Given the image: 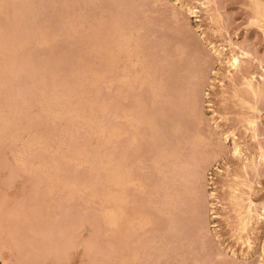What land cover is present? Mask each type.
Here are the masks:
<instances>
[{"label":"rangeland","instance_id":"1","mask_svg":"<svg viewBox=\"0 0 264 264\" xmlns=\"http://www.w3.org/2000/svg\"><path fill=\"white\" fill-rule=\"evenodd\" d=\"M0 32V264L133 263L119 257L131 242L116 249L108 218L114 155L128 141L126 108L152 98L113 82L117 38L150 77L160 72L153 81L170 89L162 95L172 92L166 114L161 94L151 104L166 124L158 140L144 138L143 163L134 165L149 193L127 194L155 221L137 263L264 264V0H1ZM165 148L176 152L159 172L148 159Z\"/></svg>","mask_w":264,"mask_h":264},{"label":"bare ground","instance_id":"2","mask_svg":"<svg viewBox=\"0 0 264 264\" xmlns=\"http://www.w3.org/2000/svg\"><path fill=\"white\" fill-rule=\"evenodd\" d=\"M1 1V0H0ZM20 1V0H19ZM69 1V0H68ZM156 1V0H155ZM5 3V2H4ZM2 7V6H1ZM23 7V6H22ZM26 11V10H25ZM16 12V11H15ZM119 17V16H118ZM23 20H25V19H23ZM19 25V24H18ZM104 27V26H103ZM81 28V27H80ZM5 30V29H4ZM126 30V29H125ZM8 31V30H7ZM112 31V30H111ZM1 33V32H0ZM5 33V32H4ZM13 37V39L15 40V38H14V36H12ZM21 37V36H20ZM3 38V37H2ZM5 38V37H4ZM18 38V37H17ZM9 39V38H8ZM7 39V40H8ZM1 40V39H0ZM3 40V43L5 44V45H7L6 43H7V41L6 40H4V39H2ZM13 40V41H14ZM5 41H6V43H5ZM16 41V40H15ZM48 41V40H47ZM123 41V40H122ZM121 41V39H116L115 41H114V43L112 44V56H111V64H112V67H113V74H114V79H113V82H115L118 86H121V84H123V87H124V90L127 92V91H129L130 92V90H131V92L132 91H134V89H136V88H138L137 90H139L140 89V91H141V89H143V87H144V89L142 90V92L146 89V91L147 92H149L150 94H148V96H150L151 98H149V101H150V99H151V101L153 102H151V104H154V100L156 99V102H157V100H158V98L160 97V98H162L161 96H160V94H161V91L160 90H162V91H164L165 92V89H166V84H163V85H160L159 84V86L157 85L159 82V80L158 81H155L156 80V78L157 79H159L160 77H162V76H160V77H157V76H159L160 75V72H159V75H156V74H154V75H156V77L154 78L152 75V77H150V75H149V70L144 66L145 65V63H143V64H140V61L138 62V57H137V55H134L133 54V52L132 51H130L129 50V46H130V42L128 43V42H126V40L124 41V43ZM128 41V40H127ZM132 41V40H131ZM10 42H11V40H10ZM20 43V42H19ZM18 43V44H19ZM122 43H123V45H122ZM8 44H9V42H8ZM20 44H22V43H20ZM38 45V44H37ZM12 46H15V49H16V45H11V46H9L8 47V45L7 46H5V48L6 47H8L9 49H11L10 47H12ZM3 47V46H2ZM1 47V48H2ZM5 48L3 49V50H5ZM7 48V49H8ZM137 49V48H136ZM12 50H14V47H13V49ZM138 50V49H137ZM8 51V50H7ZM15 51V50H14ZM0 53H4V52H0ZM5 53H7V52H5ZM185 53V52H184ZM8 54V53H7ZM15 54V53H14ZM140 54V53H139ZM142 54V53H141ZM10 55V54H9ZM195 55V54H194ZM4 58H5V56H3ZM141 57V56H140ZM27 58V57H26ZM142 58V57H141ZM178 58V57H177ZM140 59V58H139ZM16 60V59H15ZM28 60V59H27ZM82 60H83V58H82ZM145 60V59H144ZM143 59L141 60V61H144ZM171 60V59H170ZM21 61H22V59H21ZM101 61V60H100ZM19 62V61H18ZM206 62V61H205ZM233 62H234V65H235V67L236 66H240V64H241V61H240V59H239V57H234L233 58ZM3 64V63H2ZM28 64V63H27ZM84 64V63H83ZM204 64V63H203ZM206 65H209L208 63H205ZM148 66H149V64H147ZM156 65V64H155ZM8 66V65H7ZM85 66V65H84ZM84 66H82V67H84ZM91 66V65H90ZM143 66V67H142ZM147 66V67H148ZM151 66V65H150ZM162 66V65H161ZM167 66V65H166ZM156 67V66H155ZM154 67V68H155ZM168 67V66H167ZM200 67V66H199ZM13 68V67H12ZM18 68V67H17ZM154 68H153V70H154ZM164 68V67H163ZM162 68V69H163ZM0 69H1V67H0ZM5 69V68H4ZM3 69V70H4ZM25 69V68H24ZM81 69V68H80ZM2 69H1V71H3ZM21 70V69H20ZM86 70V69H85ZM106 70V69H105ZM152 70V69H151ZM150 70V71H151ZM14 71V70H13ZM156 71V70H155ZM153 72V73H157V72ZM161 71V70H160ZM165 71H166V68H165ZM10 72V71H9ZM93 72V71H92ZM152 72V71H151ZM0 73H2V72H0ZM26 73V72H25ZM153 73H150V74H153ZM187 73V72H186ZM163 75H166L165 74V72L163 73ZM151 78V79H150ZM164 79L163 80H165V79H167L168 78V76H167V78H165V76L163 77ZM170 78V77H169ZM169 78L167 79V80H169ZM263 78V77H262ZM155 79V80H154ZM139 80H140V82H139ZM157 83H155L154 81ZM161 80V79H160ZM162 80V82H164ZM195 81V80H194ZM167 82V81H166ZM165 82V83H166ZM2 83V82H1ZM139 83V84H138ZM8 84V83H7ZM115 84V85H116ZM137 84H138V87H137ZM178 85V84H177ZM196 85V84H195ZM145 86H146V88H145ZM168 86H170V85H168ZM188 86V85H187ZM174 87H175V85H174ZM185 87V86H184ZM263 88H262V92L261 93H264V86H262ZM149 88V89H148ZM167 88H170V87H167ZM178 88H180L179 86H178ZM186 88V87H185ZM192 88V87H191ZM261 88V87H260ZM6 89V88H5ZM119 89V88H118ZM149 91H148V90ZM167 90V89H166ZM168 90H170V89H168ZM167 90V91H168ZM177 90V89H176ZM189 90V89H188ZM192 90V89H191ZM254 90V89H253ZM253 90H252V92H253ZM256 90V89H255ZM5 91V90H4ZM101 91V90H100ZM186 91V90H185ZM193 91V90H192ZM130 92V93H131ZM136 92V91H135ZM139 92V91H138ZM137 92V93H138ZM168 92H170V91H168ZM167 92V93H168ZM167 93H163V102L165 103H163L164 104V107H167V109H165L166 111H163V112H165V114L167 113V111H168V109L170 108H168V105L167 106H165L166 104H167V101H168V99H167V97L168 96H171V94H172V92L170 93V95H169V93L167 94ZM182 93V92H181ZM189 93V92H188ZM195 93V92H194ZM194 93H190L189 95H191V97L192 96H194ZM251 93V92H250ZM260 93V94H261ZM10 94V93H9ZM8 94V95H9ZM127 94H129V93H127ZM139 94V93H138ZM137 94V95H138ZM140 94H142V93H140ZM167 94V96H165ZM173 94H174V92H173ZM183 94V93H182ZM20 95V94H19ZM22 95V94H21ZM29 95V94H28ZM39 95V94H38ZM125 95H126V93H125ZM131 95H132V93H131ZM146 95H147V93H146ZM177 95V93L175 94V95H172V96H175V97H177V99H178V97L180 98L181 96H176ZM181 95V94H180ZM185 95V94H184ZM183 95V96H184ZM256 95H257V92H256ZM1 96V95H0ZM246 96V95H245ZM30 97V96H29ZM117 97V96H116ZM118 97H119V95H118ZM116 98V99H118L119 100V98ZM187 97H189V96H187ZM196 97H197V95H196ZM135 98V97H134ZM173 98V97H172ZM182 98V97H181ZM184 98V97H183ZM182 98V99H183ZM115 99V100H116ZM136 99V98H135ZM162 99H159V101L160 100H162ZM176 99V100H177ZM193 99H196V98H193ZM7 100V99H6ZM117 100V102H119ZM138 100V99H137ZM174 100V99H173ZM173 100L171 99V101L173 102ZM184 100V99H183ZM158 101V102H159ZM7 102V101H6ZM5 102V103H6ZM157 102V103H158ZM194 102V101H193ZM197 102V101H196ZM131 103V102H130ZM137 103V102H136ZM147 103V104H146ZM160 103H162V101L160 102ZM169 103L171 104V102L169 101ZM174 103V107L176 108L177 107V109H178V106H179V104L181 103V102H179V104L177 103V102H173ZM173 103L171 104V105H173ZM198 103V102H197ZM1 104V103H0ZM17 105H18V103H16ZM23 104V103H22ZM22 104H21V106L20 107H22ZM150 104V103H149ZM148 104V102H146L145 101V99L143 100H139L138 101V103L135 105L134 103L132 104V105H135L134 106V108H126V111H125V114L124 115H126V119H127V121H128V123H129V125H128V127L126 128V130L124 131V132H122V133H125V135H127V143H125L126 145H125V152L123 151L122 153H124L120 158H119V149L118 148H120V147H117V145H115V149L117 150V153H115V161H114V165H113V167H114V169H113V180H114V184H115V187H114V192L116 193H114V200H113V210H112V212H111V215L110 216H108V218H109V222L111 223V226H113V229H114V232H115V234L114 235H116L117 237H116V239H118V242H117V244L119 243V241H121V239H123L124 241L126 240V242L124 243L123 242V246H125L126 245V243H127V241L129 242H131V243H133L134 245L133 246H135V247H132L131 246V243L129 244V243H127V245H129V247L128 248H126L127 246H125V251L127 252H125V254H123V252L124 251H122V249H121V247L122 246H119V244L116 246V249L118 248V247H120V248H118V250H121L122 252H121V254H118L119 255V257H122L123 255H124V257H125V255H127L126 256V258H124L125 260H130V258H131V260H132V262L133 263H130L131 262V260H130V264H134L135 262V264H138L137 262H139L138 260H136L137 258L139 259V253H140V249L137 247V245H140V244H142V246H140L141 247V249L143 250V249H145L146 247H145V244H143L142 242H141V240L143 239L142 237V235H144L146 232H148V231H146V227L148 226L149 227V225H151L152 223H153V221H154V217L153 218H151V216L148 214V213H146L145 211H144V209H142V207H138V205L136 206L135 205V203L134 204H131V202H130V200H132V199H130L129 200V196L127 195V194H129L131 191H130V189L129 188H131L132 187V190L134 189V187L136 188L137 187V190L139 189V191H137L138 193L140 192V190L142 191V192H144V193H149L148 192V188H147V186H148V184L147 183H145L146 181H144V176H142V175H140V177L138 176V175H136L137 173H135L134 171V165H136V164H138V162H142L143 160V157H145V156H143L144 154H141V153H143L142 152V149H141V152H140V148L142 147L143 148V144H142V142H145V141H143V140H147L148 141V139H144L145 137L147 138V137H149V139H150V141L151 140H158L159 139V135H160V132L157 134V131H159L158 130V128H159V125L161 126V124H162V126L164 125V124H166V123H164L165 122V116H164V120H162V121H164V122H162V121H160V123L161 124H159L158 125V122H157V120H158V118L156 117L158 114H159V112H157V111H159V107L157 106L156 107V103H155V107H154V105H149ZM178 104V105H177ZM2 105V104H1ZM20 105V104H19ZM25 105V104H24ZM48 105V104H47ZM117 105V104H116ZM130 105V104H129ZM128 105V106H129ZM159 105V104H158ZM183 105V104H182ZM181 105V106H182ZM192 105V104H191ZM195 105H197V104H195ZM27 106V105H26ZM26 106H23V108L24 107H26ZM36 106V105H35ZM117 106H120L119 105V103H118V105ZM116 106V112H117V108H119V107H117ZM148 106V107H147ZM189 106H190V104H189ZM188 106V107H189ZM193 106V105H192ZM14 107V106H13ZM12 107V108H13ZM133 107V106H132ZM164 107H162V108H164ZM173 107V106H172ZM187 107V106H186ZM187 107V108H188ZM191 107V106H190ZM250 107H252V106H250ZM3 108H4V106H3ZM15 108V107H14ZM22 108V109H23ZM27 108V107H26ZM26 108H25V110H26ZM179 108H180V106H179ZM195 108V107H194ZM255 108V107H254ZM20 109V108H19ZM29 109H30V107H29ZM28 109V110H29ZM120 109H121V107H120ZM156 109V110H155ZM182 109V108H181ZM180 109V110H181ZM0 110H1V108H0ZM6 110V109H5ZM5 110H3V111H5ZM16 110V109H15ZM18 110V109H17ZM21 110V109H20ZM164 110V109H163ZM174 110V109H173ZM179 110V111H180ZM187 110V109H186ZM6 111H8V110H6ZM10 111L12 112V109H10ZM24 111V110H23ZM119 111V110H118ZM175 111V110H174ZM19 112V110L17 111V113ZM25 112V111H24ZM120 112V111H119ZM177 111H175V113H176ZM181 112V111H180ZM179 112V113H180ZM184 112V111H183ZM187 112V111H186ZM15 112H13V114H14ZM16 113V114H17ZM20 114H18V116L19 115H22L23 113L20 111L19 112ZM22 113V114H21ZM79 113V112H78ZM178 113V112H177ZM178 113V117L180 116V114ZM195 113V112H194ZM1 114V113H0ZM3 114V113H2ZM7 114H9V116H10V113H6V115ZM15 114V115H16ZM164 114V113H163ZM170 114V113H169ZM172 114H173V112H172ZM116 115H118V114H116ZM120 115V114H119ZM160 115V114H159ZM183 115V114H182ZM2 116V115H1ZM4 116V115H3ZM2 116V117H3ZM11 116H13V115H11ZM10 116V117H11ZM17 116V117H18ZM167 116V115H166ZM169 116V115H168ZM175 116L177 117V115L175 114ZM10 117L8 118V116H6V119L5 120H7V119H9L10 120ZM16 117V118H17ZM22 117V116H21ZM20 117V118H21ZM117 117V116H116ZM177 117V118H178ZM12 118V117H11ZM14 118H15V116H14ZM16 118H15V120L14 121H16ZM20 118H18V119H20ZM125 118V117H124ZM3 120V119H2ZM22 120V119H21ZM167 120V119H166ZM247 120H249V119H247ZM10 121H12V119L10 120ZM9 121V122H10ZM17 121H20V120H17ZM13 122V121H12ZM174 122H176V121H174ZM3 123H8L7 121H4ZM11 123V122H10ZM177 123L179 124V119H178V122H176V124H174V123H172V124H174L175 126H174V130H175V132H180V131H182L181 130V128H180V126H178L177 125ZM250 123V125H251V129H253V131L255 132L256 131V122L255 121H250L249 122ZM13 124V123H12ZM11 124V125H12ZM15 124H17V123H15ZM14 124V125H15ZM6 125V124H5ZM181 125V124H180ZM7 126V125H6ZM13 126V125H12ZM8 127V126H7ZM173 127V126H172ZM10 128V127H9ZM183 128V127H182ZM200 128V127H199ZM160 129V128H159ZM196 129V128H195ZM132 130V131H131ZM197 130V129H196ZM172 131V130H171ZM174 132V133H175ZM193 133V132H192ZM12 134V133H11ZM15 134V133H14ZM162 134V133H161ZM121 127L119 126V125H116L115 126V128H114V131H113V135L112 136H114L113 138H114V141L116 140L118 143H119V141H120V138H121ZM178 135V134H177ZM180 135V134H179ZM14 136V135H13ZM15 137V136H14ZM125 138V139H126ZM118 139H119V141H118ZM40 140V139H39ZM113 141V142H114ZM116 142V143H117ZM158 142V141H157ZM115 143V144H116ZM151 143H152V141H151ZM141 145V146H140ZM178 146V145H177ZM192 146V145H191ZM117 147V148H116ZM155 147V146H154ZM156 148V147H155ZM177 148V147H176ZM175 147H174V149H176ZM261 148V147H260ZM174 149H172V151L170 150V148L169 149H167V148H165V149H160L158 152H156L155 154H153V156L151 157V158H149L148 160H151L150 162H151V164L153 165V164H155L154 166H155V169H156V167L159 169H157L159 172H160V168H161V164H162V166H163V162L165 161V160H169V158L171 157V156H175V155H173V154H175V152H176V150L175 151H173ZM264 149V148H263ZM115 150V151H116ZM114 151V152H115ZM261 151V150H260ZM173 154H172V153ZM196 152V151H195ZM215 152V151H214ZM213 152V153H214ZM2 153V152H1ZM38 153V152H37ZM36 153V154H37ZM121 153V154H122ZM2 154H4V153H2ZM39 154V153H38ZM119 155V156H118ZM206 155H207V153H206ZM13 156V155H12ZM21 156V155H20ZM19 157V156H18ZM204 157V156H203ZM172 158H177V156L176 157H172ZM262 158L264 159V153H263V155H262ZM261 158V159H262ZM1 159V158H0ZM11 159V158H10ZM33 159V158H32ZM202 159V158H201ZM195 160V159H194ZM205 160V159H204ZM161 161H163V162H161ZM208 161V160H207ZM263 162H264V160H262ZM191 162V161H190ZM193 162V161H192ZM143 163V162H142ZM146 163V162H145ZM171 163V162H170ZM172 163H174L173 161H172ZM1 164V163H0ZM166 164V163H165ZM23 165V164H22ZM46 165V164H45ZM50 165V164H49ZM24 166V165H23ZM30 166H31V164H30ZM41 166V165H40ZM39 166V167H40ZM153 166V167H154ZM166 166H168V165H166ZM180 166V165H179ZM201 166V165H200ZM205 166V165H204ZM6 167V166H5ZM19 167V166H18ZM22 167V166H21ZM47 168H48V166H46ZM152 167V168H153ZM162 168H164V167H162ZM167 168V167H166ZM171 168V167H170ZM199 168V167H198ZM50 169H51V167H50ZM56 169V168H55ZM26 170V169H25ZM35 171L36 170H38V169H34ZM49 170V169H48ZM54 170V169H53ZM162 170V169H161ZM167 170H170V169H167ZM167 170H164V171H167ZM202 170V169H201ZM22 171V170H21ZM27 171V170H26ZM40 171V170H39ZM38 171V172H39ZM47 171V170H46ZM163 171V170H162ZM171 171V170H170ZM170 171H169V174H170ZM182 171V170H181ZM203 171V170H202ZM31 172H33L34 173V171H31ZM41 172V171H40ZM42 172H43V169H42ZM45 172V171H44ZM195 172V171H194ZM48 173H49V171H48ZM164 173V172H163ZM166 173V172H165ZM164 173V174H165ZM163 174V175H164ZM29 175V174H28ZM40 175H41V173H40ZM45 175H46V173H45ZM187 175V174H186ZM142 176V177H141ZM165 176H166V174H165ZM189 176V175H188ZM187 176V177H188ZM16 177V176H15ZM164 177V176H163ZM181 177V176H180ZM197 177V176H196ZM203 177V176H202ZM140 178H143V180L142 179H140ZM167 178V177H166ZM173 178V177H172ZM182 178V177H181ZM68 180V179H67ZM112 180V181H113ZM171 180V179H170ZM178 180V179H177ZM198 180V179H197ZM167 181V180H166ZM174 181V180H173ZM180 181V180H179ZM178 181V182H179ZM177 182V181H176ZM122 183H124L123 185H124V188H123V186H122ZM186 183H187V181H186ZM146 184V185H145ZM193 184V183H192ZM21 185H22V183H21ZM155 185V184H154ZM61 186H62V184H61ZM67 186H69V185H67ZM66 185H65V187H67ZM71 186V185H70ZM75 186H76V184H75ZM156 186V185H155ZM190 186V185H189ZM38 187V186H37ZM150 187V186H149ZM159 187H161V186H159ZM176 187V186H175ZM187 187V186H186ZM192 187V186H191ZM196 187V186H195ZM64 188V187H63ZM73 188V187H72ZM153 188V187H152ZM180 188V187H179ZM69 189V188H68ZM81 189V188H80ZM129 189V190H128ZM155 189V188H154ZM157 189V188H156ZM166 189V188H165ZM177 189V188H176ZM78 190V189H77ZM135 190V189H134ZM161 190V189H160ZM179 190V189H178ZM46 191V190H45ZM49 191V190H48ZM69 191V190H68ZM71 191V190H70ZM129 191V192H128ZM149 191H150V189H149ZM162 191V190H161ZM123 192V193H122ZM137 192H136V194H137ZM141 192V193H142ZM165 192V191H164ZM186 192V191H185ZM144 193H143V195H144ZM151 193H153V192H151L150 191V194ZM188 193V192H187ZM125 194V197L126 198H123V196L122 195H124ZM153 194H155V192L153 193ZM74 195V194H73ZM78 195V194H77ZM149 195V194H148ZM147 195V196H148ZM180 195V194H179ZM46 196H49L48 194L46 195ZM129 198H128V197ZM146 196V195H145ZM151 196H152V194H151ZM150 196V197H151ZM156 196V195H155ZM153 197V196H152ZM159 197V196H158ZM5 198V197H4ZM30 198V197H29ZM42 198V197H41ZM70 198V197H69ZM189 198V197H188ZM191 198V197H190ZM6 199V198H5ZM78 199V198H77ZM4 200V199H3ZM75 200V199H74ZM150 200V199H149ZM171 200V199H170ZM2 201V200H1ZM72 201V200H71ZM133 201V200H132ZM33 202V201H32ZM134 202V201H133ZM132 202V203H133ZM149 202V201H148ZM145 203H146V201H145ZM170 203V202H169ZM201 203V202H200ZM3 204V203H2ZM131 204V205H130ZM150 204V203H149ZM167 204V203H166ZM190 204V203H189ZM188 204V205H189ZM0 205H1V202H0ZM22 205H23V203H22ZM146 205V204H145ZM151 205V204H150ZM149 205V206H150ZM156 205V204H155ZM177 205V204H176ZM239 205V204H238ZM131 206V207H130ZM15 207H17V206H15ZM48 207V206H47ZM167 207V206H166ZM203 207V206H202ZM144 208V207H143ZM182 208V207H181ZM25 209V208H24ZM111 209V208H110ZM156 209V208H155ZM195 209V208H194ZM199 209V208H198ZM107 210H109V209H107ZM146 210V209H145ZM249 210V209H248ZM12 211H13V209H12ZM111 211V210H110ZM147 211V210H146ZM157 211V210H156ZM167 211V210H166ZM183 211V210H182ZM194 211V210H193ZM250 211V210H249ZM14 212H15V210H14ZM158 212V211H157ZM179 212H180V210H179ZM8 213V212H7ZM10 213V212H9ZM158 213H160V211L158 212ZM16 214V213H15ZM7 215V214H6ZM107 215V214H106ZM179 215V214H178ZM2 216H5L4 214H2ZM64 216V215H63ZM167 216V215H166ZM191 216V215H190ZM202 216V215H201ZM9 217V216H8ZM2 218V217H1ZM24 219V218H23ZM26 219V218H25ZM47 219V218H46ZM46 219H45V221H46ZM53 219H56V218H53ZM175 219V218H174ZM42 220V219H41ZM75 220V219H74ZM177 220V219H176ZM34 222H35V220H34ZM76 222H78V221H76ZM85 222V221H84ZM155 222V221H154ZM1 223V222H0ZM28 223H30V221L28 222ZM41 223V222H40ZM157 223H158V221H157ZM52 224V223H51ZM78 225H79V223H77ZM40 225V224H39ZM48 225V224H47ZM72 225V224H71ZM75 225V224H74ZM153 225H156V226H158L157 224H153ZM152 225V226H153ZM178 226V225H177ZM33 227V226H32ZM32 227H31V229H32ZM51 227V226H50ZM53 227V226H52ZM63 227V226H62ZM71 227V226H70ZM151 227V226H150ZM200 228V227H199ZM1 229H2V227H1ZM49 229V231H50V228H48ZM57 229V228H56ZM60 229H62V228H60ZM59 229V230H60ZM148 229V228H147ZM59 230H58V232H59ZM66 230H68L67 229V227H66ZM73 230H76L77 232L79 231V228L77 229L76 227H75V229H73ZM144 230H145V232H144ZM4 231V230H3ZM39 231V230H38ZM73 232H75V231H73ZM50 233V232H49ZM60 233V232H59ZM58 233V234H59ZM143 233V234H142ZM13 234V233H12ZM64 234V233H63ZM63 234H62V231H61V236H63ZM75 234H76V232H75ZM154 234V233H153ZM8 235V234H7ZM47 235H48V233H47ZM46 235V236H47ZM166 236V235H165ZM42 237V236H41ZM60 237V236H59ZM113 237V236H112ZM145 237V236H144ZM147 237V236H146ZM27 238V237H26ZM32 238V237H31ZM52 238V237H51ZM65 239V237H61V239ZM14 239V238H13ZM18 239V238H17ZM60 239V238H59ZM62 239V240H63ZM145 239V238H144ZM20 240H23V239H20ZM26 240H30L29 238L28 239H26ZM46 240V239H45ZM50 240V239H49ZM150 240V239H149ZM10 241H11V238H10ZM15 241V240H14ZM53 241V240H52ZM136 241V242H135ZM23 242V241H22ZM47 242V241H46ZM17 243V242H16ZM43 243V242H42ZM54 243V242H53ZM56 243V242H55ZM122 243V241L120 242V244ZM137 243H139V244H137ZM6 244V243H5ZM12 244L14 245L15 243H13L12 242ZM23 244V243H22ZM37 244V243H36ZM59 244V243H58ZM70 244V243H69ZM92 244V243H91ZM125 244V245H124ZM148 244V243H147ZM154 244V243H153ZM184 244V243H183ZM12 245V246H13ZM29 245V244H28ZM65 245V244H64ZM144 245V246H143ZM150 245V244H149ZM17 246V245H16ZM36 246V245H35ZM66 246V245H65ZM64 246V247H65ZM2 247V246H1ZM24 247V246H23ZM26 247V246H25ZM48 247H50V246H48ZM72 247V246H71ZM14 248H16V247H14ZM34 248V247H33ZM66 248V247H65ZM113 248H115L114 246H113ZM134 248V249H133ZM148 248V247H147ZM23 249H25V248H23ZM124 249V248H123ZM128 249V250H127ZM63 250V249H62ZM142 250H141V252H142ZM19 251H21L20 249H19ZM117 251V250H116ZM151 251V250H150ZM47 252H49V251H47ZM64 252V251H63ZM115 252V251H114ZM113 252V253H114ZM159 252V251H158ZM53 253V252H52ZM57 253V252H56ZM116 254H117V252H115ZM146 253V252H145ZM149 253V252H148ZM161 253V252H160ZM20 254V253H19ZM112 254V253H111ZM142 254V253H141ZM18 255V254H17ZM58 255H59V253H58ZM120 255H122V256H120ZM132 255H134V256H132ZM143 255V254H142ZM141 255V256H142ZM148 255V254H147ZM140 256V257H141ZM155 256V255H154ZM150 257V256H149ZM71 258V257H70ZM145 258V257H144ZM122 259V258H121ZM123 259V260H124ZM142 259V258H141ZM122 260V261H123ZM160 261H158V263H159ZM21 263V262H20ZM123 263V262H122ZM142 263V262H141ZM149 263V262H148ZM157 263V264H158ZM146 264V263H145ZM160 264V263H159Z\"/></svg>","mask_w":264,"mask_h":264}]
</instances>
